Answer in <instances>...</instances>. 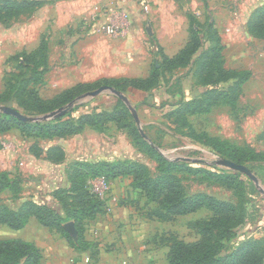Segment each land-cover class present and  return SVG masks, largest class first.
I'll list each match as a JSON object with an SVG mask.
<instances>
[{
	"label": "rangeland",
	"instance_id": "obj_1",
	"mask_svg": "<svg viewBox=\"0 0 264 264\" xmlns=\"http://www.w3.org/2000/svg\"><path fill=\"white\" fill-rule=\"evenodd\" d=\"M38 1L44 3L34 12L7 24L0 23V91L5 80L17 83L31 75L33 62L20 68L18 56L23 51L35 49L41 41L49 46L48 64L43 83L34 88L44 99L77 83L99 82L87 91L91 92L104 86L101 84L103 79L144 78L152 65L161 62V52L169 53L178 45L181 48L189 40L191 22L188 15L201 23L212 21L222 46L227 47L232 30L240 32L238 37L243 43L241 46H245V57L249 59L240 60L233 50L226 48L224 55L228 66L251 68L254 58L260 56L255 53V48L264 46V40H257L243 25L246 16L263 4L262 0ZM115 15L122 24L126 23L119 36H107L93 24L108 18L115 22ZM210 47L204 42L199 54ZM195 67L191 62L186 67L164 73L152 91L133 89L123 92L111 87L125 100L111 92L93 97H87L85 92L76 99L83 106L72 113L70 108L74 104L67 103L46 113L31 114L25 105L18 106L19 102H26L25 97L0 103V106L17 110L28 121L48 122L58 117L64 121L70 115L75 117L108 107L116 102L115 96L129 110L126 124L141 129L148 140L160 146L167 159L184 161L193 167L203 164L208 168L217 159V155L196 137L202 132L217 133L237 142H250L258 149L264 148L256 142L257 128L264 123V116L249 115L254 103L245 95L238 107L227 109L226 113L211 115L210 111L187 115L186 124L176 120L181 104L196 99L207 89L196 82L194 70L197 72L198 67ZM131 109L135 110L138 122ZM99 160L138 161L147 166L152 177L158 175L157 163L135 144L127 130L115 122L107 123L103 130L85 126L77 134L50 138L31 137L20 128L6 131L0 134V171L10 177L12 185L0 192V209H17L26 202L45 203L55 205L64 216L63 206H67L69 200L63 201L64 197L59 198L55 192L70 187L69 178L75 164ZM249 169L257 180L242 174L246 182V208L252 214L248 226L252 227L256 219L254 229L259 231L258 235H264V162L250 164ZM178 176L189 193L205 192L234 199L231 190L209 182L201 175L180 172ZM107 184L102 213L96 220L85 223L82 234L87 245L85 249L74 248L66 238L43 227L34 218V222L17 230L0 225V239L19 238L33 243L40 251L41 264H115V239L120 243L119 252L124 254L116 259L117 264H168L166 255L171 237L185 242L199 238L193 223L207 217L206 211L177 216L169 221L149 219L144 214L156 205H144L145 200L132 187L130 177ZM112 196L116 197L113 203L122 201L131 207L109 210L106 201ZM128 238L134 241L130 243ZM238 240V236L233 239L234 242ZM227 249H230L229 245Z\"/></svg>",
	"mask_w": 264,
	"mask_h": 264
},
{
	"label": "trees",
	"instance_id": "obj_2",
	"mask_svg": "<svg viewBox=\"0 0 264 264\" xmlns=\"http://www.w3.org/2000/svg\"><path fill=\"white\" fill-rule=\"evenodd\" d=\"M43 3L38 0H5L0 3V23L7 24L30 14ZM188 17L191 22L190 38L176 54L169 56L161 52V62L152 65L144 78L103 79L101 84L123 92L133 89L148 91L158 84L164 73L186 67L192 62L196 65L195 69L198 67L197 72L194 70L196 82L206 86L207 89L202 95L195 97L196 99L182 103L176 112V120L186 124L185 116L209 113L215 106H227L234 110L237 107L242 84L249 78L250 71L223 67V46L217 30L212 23L205 21L201 24L194 16L188 15ZM247 29L255 38L264 39V3L250 14ZM204 42L211 47L199 54ZM44 44L41 41L39 46L31 50L32 52L23 51L18 56L21 61L20 68L33 62L31 75L17 83L5 80L0 91V103L25 97L26 102L21 101L18 106L25 105L26 111L31 114L46 113L72 103L74 106L69 107L72 113L83 106V103L76 102V99L96 87L99 82L77 83L52 98L40 97L34 86L43 83L47 69L48 47ZM229 81H232V84L226 88L218 86ZM114 99L116 102L108 107L104 106L97 112L82 113L75 117L70 115L64 121L60 120L62 117L48 122L23 121L0 113V134L13 128H20L28 136L50 138L77 134L85 126L103 130L107 123L115 122L120 128L127 130L135 144L157 163L158 175L152 177L147 166L138 161L80 162L73 167L69 178L70 187L55 192L59 198L64 197L63 201L69 200L67 206H63L64 216L57 211L55 205L26 202L17 209H0V225L17 230L23 228L28 219L33 217L43 227L55 230L66 238L74 248L83 250L87 246L82 236L85 223L101 214L104 206L102 199L91 190L88 181L96 177H103L107 182L120 177H130L132 187L144 198V205H156L144 214L149 219L169 221L174 217L191 214L201 209L209 211L207 217L193 223L199 236L196 241L185 242L171 237L166 255L168 264H264V237L247 238L238 244L233 241L237 236L236 228L248 215L244 197L246 182L242 174L220 169L213 164L208 168L203 164L193 167L184 161L167 159L160 146L148 140V136H143L138 127L126 124L129 110L121 99L115 96ZM262 135L264 138V132ZM196 137L215 155L234 163L250 167V164L264 162V151H257L250 146H238L211 136L207 132L197 134ZM180 172L201 175L207 181L231 190L233 201L219 199L205 192L189 193L178 176ZM11 183L10 177L0 171V192L9 188ZM68 221H73L77 230L78 236L75 240L64 228V224ZM228 245L230 249H227ZM40 258L39 249L31 242L21 239H0V264H19V262L41 264Z\"/></svg>",
	"mask_w": 264,
	"mask_h": 264
},
{
	"label": "crops",
	"instance_id": "obj_3",
	"mask_svg": "<svg viewBox=\"0 0 264 264\" xmlns=\"http://www.w3.org/2000/svg\"><path fill=\"white\" fill-rule=\"evenodd\" d=\"M118 2H119V0L116 3H118ZM260 2H263L264 3V0H262ZM249 16L250 15L246 16L245 21H243V25L245 24L244 27H246V29H247V21L249 19ZM204 23H201V24H204ZM210 23L213 24V27L214 28H216L214 26V23L212 21ZM247 31H248V29H247ZM241 34H243V33H241ZM232 35L234 37H232ZM239 35H240V32L239 31L232 30L231 31V34L229 36V40H228V42L226 44L227 47L226 46H223V49H222L223 67H225L226 69L247 70V71H250L249 78L242 84L241 93H240L239 99L237 101V107H238V104L240 103V101L242 100V98L245 95V97H247V99L253 101V103H254L251 106L253 108L250 109L249 115H252V113H254V114L257 113L259 115H263L264 116V50H263L264 49V46H262L263 48H260L261 46H257V48H255V53L256 54H259L260 56L254 58V60H253L254 62H253V65H251V68L250 67L240 68V67H236V66H228L227 65V62H226L225 55H224V50L226 48L229 51L230 50H233L235 52V54H236L235 56L238 57L240 60L245 59V58L247 60L249 59L248 57H245V54L243 52V50L245 49V46H241L243 43L241 42L240 37H238ZM256 39L257 40H264V39H258V38H256ZM47 47H49V46H47ZM179 47L180 46L178 45V47H176V49L172 50L169 53L166 52V54L169 55V56H173L180 49ZM225 84H228L227 86H229L230 84H232V81H229V82H227ZM225 84H219L218 86L219 87H222V88H225V87H223ZM227 109H230V108L227 107V106H215L211 110V115L216 114V113H220V112L228 111ZM257 131L258 132H257V135H256V142H257V144H262V146L264 147V138H263V135H262V133L264 132V123H262V125L257 128ZM209 135L216 136V137H219L221 139L227 140V141H229L231 143H234V144H236L238 146H250V147L254 148L257 151H264V148L258 149L255 146V144H251L250 142H237V141H234V140H232V139H230V138H228L226 136H223V135H220V134H217V133H209ZM216 158H217L216 161L219 160V159H221V157H219V156H216ZM225 159H227V158H225ZM258 164L259 163L256 162V165H258ZM213 165H215L216 167L220 168V166H218V164L216 162ZM245 167H247V166H245ZM247 168L249 169V167H247ZM220 169H225V170L233 171V170H231L229 168H226L224 166L223 167L221 166ZM250 172H251V170H250ZM238 173L244 174L242 172H238ZM251 173H253V172H251ZM262 177L264 178V176H262ZM125 178L126 177H122V178H116V179H113V180H115V182H116V180L122 181ZM218 186H220V185H218ZM220 187H222L224 189H227V188H225L223 186H220ZM217 198L223 199V200H228V199H224V198H221V197H217ZM115 199H116V197L115 196H112L110 199H108L106 201V206L108 207L109 210H111V211H114V210L115 211H119L123 207H125V209L127 210V207H131L130 206L131 204H127L126 202L123 203L122 201L121 202H118V203L117 202L113 203L115 201ZM229 200H232V199H229ZM200 211H206L207 214H209V211L206 210V209H201V210H199L197 212H200ZM247 213H248V215L245 218V221L236 228V232L238 233L237 236H238L239 240L238 241H235V244H238L239 242H241V241H243V240H245L247 238H262V237H264V235H261V234L258 235L259 231L257 229H254L256 227V225H255L256 219L254 220V223H253L252 227L251 226L250 227L248 226L249 225V222H251L252 214L251 213L249 214V212H247ZM191 214H194V213H191ZM98 216L99 215H96L93 220H96L98 218ZM88 221H92V220H88ZM32 222H34L33 221V217H30L28 219L27 224H30ZM128 240H129L130 243H132L134 241V240H132L130 238H128ZM119 246H120L119 241L117 239H115V250H114V252H115V264H117L116 259L118 257L124 256V254H121L119 252Z\"/></svg>",
	"mask_w": 264,
	"mask_h": 264
},
{
	"label": "water",
	"instance_id": "obj_4",
	"mask_svg": "<svg viewBox=\"0 0 264 264\" xmlns=\"http://www.w3.org/2000/svg\"><path fill=\"white\" fill-rule=\"evenodd\" d=\"M105 91L106 92H111L113 94H116L119 98L125 100V97L121 93H119L118 91H116L115 89H112L111 87H109L107 85L101 86L98 89L93 90L91 92H87L85 95L87 97L88 96L89 97H93V96H96V95H98L100 93H103ZM0 111H2L3 113H5L7 115L14 116V117H16V118H18L20 120L28 121V118H26L20 112H18L17 110H15L13 108L0 106ZM131 111L133 112V117H134L135 121L138 122L137 115L134 112L135 110L131 109ZM139 130H140L141 134L143 136H145L143 131L141 129H139ZM216 163L218 165L222 166V167L224 166V167L229 168V169H231L233 171L242 172V173L246 174L247 176H249L254 181L257 180L256 177L250 172V170L247 167H245L244 165L234 163L233 161L225 159V158H221V159L217 160ZM64 228L71 234V236L73 238L77 237V230L74 227V223L72 221L66 222L64 224Z\"/></svg>",
	"mask_w": 264,
	"mask_h": 264
},
{
	"label": "built area",
	"instance_id": "obj_5",
	"mask_svg": "<svg viewBox=\"0 0 264 264\" xmlns=\"http://www.w3.org/2000/svg\"><path fill=\"white\" fill-rule=\"evenodd\" d=\"M125 15V14H124ZM110 16V15H109ZM115 15V22L112 21V18H108V20L104 21H97L93 23L97 26V30L101 31L102 33L106 34L107 36L116 37L123 33L125 24H122L121 21H118ZM108 182L103 177H96L90 179L88 184L90 185L91 190L97 194V196L102 199L104 195L108 191Z\"/></svg>",
	"mask_w": 264,
	"mask_h": 264
}]
</instances>
